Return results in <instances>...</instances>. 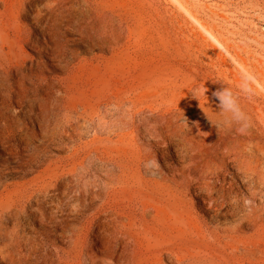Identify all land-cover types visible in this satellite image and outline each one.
Listing matches in <instances>:
<instances>
[{"label":"bare ground","instance_id":"obj_1","mask_svg":"<svg viewBox=\"0 0 264 264\" xmlns=\"http://www.w3.org/2000/svg\"><path fill=\"white\" fill-rule=\"evenodd\" d=\"M114 1L101 0L107 9L93 12L76 0H0L6 18L0 17V264H64L72 251L75 264H81V247L101 244L107 250L105 224L130 220L136 203L145 215L153 207L154 194L200 199L208 212L207 224L237 214L245 200L250 210L240 225L255 224L261 217L257 198L264 195V168L255 160L259 149L253 130L247 135L223 128L215 132L205 125L211 122L208 116L213 121L221 118L205 105L199 108L201 118L192 115L183 124L177 123L187 111L151 109L130 116L123 97L127 84H119L129 62L115 59L118 31L110 10ZM21 19L30 21L34 30L24 31ZM121 20L122 31H127V2L122 3ZM68 34L76 35L86 52L109 51L111 57H77L80 53L65 44ZM48 61L61 77L46 75ZM55 80L59 89L54 88ZM114 112L122 115L109 119ZM90 132L86 143L67 145ZM116 132L148 148L132 155L123 151L119 160L110 150L102 161V167L109 168L102 175L100 138L106 133L105 140H111ZM146 136L156 144L144 142ZM53 151L67 155L58 157ZM173 155L181 167L168 162ZM228 165L234 173L227 172ZM237 180L246 187L247 198L238 192ZM105 181L116 182L118 188H109ZM75 186L76 195L65 204ZM102 188L108 190L105 196ZM103 200L108 208L94 207ZM88 210L92 213L85 224H66L78 222ZM67 213L74 218L68 219ZM35 223L38 230L32 229ZM50 238L52 244L68 243L72 251L53 248Z\"/></svg>","mask_w":264,"mask_h":264},{"label":"rangeland","instance_id":"obj_2","mask_svg":"<svg viewBox=\"0 0 264 264\" xmlns=\"http://www.w3.org/2000/svg\"><path fill=\"white\" fill-rule=\"evenodd\" d=\"M76 1L82 9L93 12L108 7H103L101 0ZM123 2H127L129 9L127 31H122ZM110 10L118 31L115 59L129 62L126 81L123 79L119 84H127L128 90L123 97L128 102L130 116L151 109L172 113L187 111L189 114L183 119L180 117L177 123L183 124L191 120L192 115L201 118L200 106L219 111L218 101L212 93L229 86L240 95L241 107L251 118L250 131L255 132L259 149L255 160L260 168H264V92L251 97L239 93L241 69L255 74L253 88H264V0H116L110 4ZM0 14L5 20L1 7ZM20 25L24 31L34 30L28 20L21 19ZM66 38L68 49L80 53L77 57L93 54L104 59L111 57L109 51L86 52V47L76 40L74 34H68ZM25 52L34 55L28 49ZM77 57L73 63L77 62ZM50 65L48 61L47 70L50 72L46 75L53 79L61 77L62 72ZM118 72L123 69L119 68ZM202 85L208 89L207 96L197 99L194 90ZM54 86L59 89L56 80ZM11 107L19 111L17 104L12 103ZM104 110L105 107H101V111ZM121 115V112H114L109 119ZM137 118L134 121L136 126ZM205 125L218 132L211 122ZM133 131L131 128L130 133ZM90 133L74 143L67 142V145L73 147L86 143L91 139ZM123 133L116 132L111 140H105L106 133L101 135L102 175L109 168L102 167V161L110 156V150L119 160L123 151L132 155L148 148L147 144L141 147L138 142L134 143L131 135L126 138ZM147 140L156 144L149 136L143 139L146 143ZM137 144L139 146H135ZM53 154L58 157L67 155L57 151ZM168 162L176 167L183 165L177 164L178 158L174 155ZM227 172L234 173V169L228 165ZM115 174L119 175V172L115 171ZM105 183L109 188H118L116 182ZM76 187L70 188L73 192L65 204L76 195ZM236 187L241 195L248 197L246 187L239 180ZM107 192L102 188L103 196ZM153 198V207L145 215L141 214V204L136 203L130 220L118 219L115 224L111 221L105 224L107 250L101 244L81 247V264H264V195L257 198V201L261 199L258 201L261 217L255 224L244 225H240V219L249 214L247 200L241 204L243 208L240 205L237 214L225 215L207 224L208 212L200 199H172L157 194ZM99 206L108 208L107 200L94 205ZM91 213L92 210L85 211L78 222L69 220L66 224L69 227L85 224ZM66 217L72 219L74 215L67 213ZM39 228L40 225L35 223L32 229ZM50 239L53 248L57 246L65 252L73 249L64 241L52 244ZM75 256L76 252L72 251L65 257L64 264H75Z\"/></svg>","mask_w":264,"mask_h":264},{"label":"clouds","instance_id":"obj_3","mask_svg":"<svg viewBox=\"0 0 264 264\" xmlns=\"http://www.w3.org/2000/svg\"><path fill=\"white\" fill-rule=\"evenodd\" d=\"M240 72L241 84L239 87V93L251 97L264 92V88H253V84L256 80L254 73L245 69H241ZM207 92L208 89L202 85L194 90V95L199 99L201 96H207ZM212 95L218 101L217 107L219 111H217V114L221 119L219 121H213L208 115L207 116L211 123L218 129V133L223 128L234 130L240 135H247L252 128V121L241 107L240 95L233 91L229 86L217 89Z\"/></svg>","mask_w":264,"mask_h":264}]
</instances>
